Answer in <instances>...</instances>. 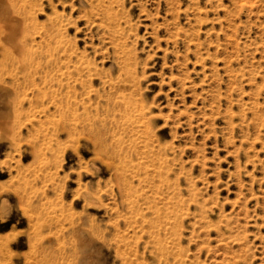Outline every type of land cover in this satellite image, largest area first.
Wrapping results in <instances>:
<instances>
[{
	"label": "rangeland",
	"instance_id": "374dc122",
	"mask_svg": "<svg viewBox=\"0 0 264 264\" xmlns=\"http://www.w3.org/2000/svg\"><path fill=\"white\" fill-rule=\"evenodd\" d=\"M11 1L0 264H264V0Z\"/></svg>",
	"mask_w": 264,
	"mask_h": 264
},
{
	"label": "bare ground",
	"instance_id": "6f19581e",
	"mask_svg": "<svg viewBox=\"0 0 264 264\" xmlns=\"http://www.w3.org/2000/svg\"><path fill=\"white\" fill-rule=\"evenodd\" d=\"M14 5H15V0H12L10 3H8L9 9L6 11L5 21L8 25L7 29L9 31V33L11 35L13 34L12 36L14 37V40H16L18 38L19 34H21L23 37H25L28 30H27V25L23 24V22H22L23 18L21 17V12L18 10H15ZM106 17L112 18V15L106 11ZM54 33H55V31H54ZM22 40L23 41H20L19 45L14 44V45H16V50L18 52H22L24 39H22ZM10 42H12V40ZM32 83H33V80H32Z\"/></svg>",
	"mask_w": 264,
	"mask_h": 264
}]
</instances>
